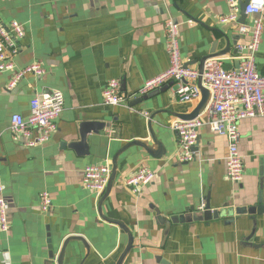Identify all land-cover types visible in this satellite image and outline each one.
Masks as SVG:
<instances>
[{
	"label": "crops",
	"instance_id": "crops-1",
	"mask_svg": "<svg viewBox=\"0 0 264 264\" xmlns=\"http://www.w3.org/2000/svg\"><path fill=\"white\" fill-rule=\"evenodd\" d=\"M228 11L227 0H0V21H17L24 31L16 67L38 61L45 69L12 90L6 89L11 72L0 73V185L9 222L0 233V264H56L71 236L82 241L65 244L62 264H115L128 233L132 248L122 264H264V116L238 124L244 168L236 184L225 175L226 139L205 126L198 130L196 158L175 160L176 136L167 125L199 101H178L170 85L132 99L130 106L148 112L149 121L102 104L108 80L117 79L129 94L168 67L169 18L179 23L188 66L199 69L205 57H219L225 69L237 67L235 47L247 37L233 24L218 23ZM255 65L264 75V25ZM51 89L64 98L55 133L30 147L14 141L10 116L27 117L33 96ZM105 158L115 176L108 194L95 199L82 186V173ZM140 165L155 177L133 196L123 179ZM42 191L52 201L45 214L38 209ZM206 205L220 215L172 221Z\"/></svg>",
	"mask_w": 264,
	"mask_h": 264
},
{
	"label": "built area",
	"instance_id": "built-area-1",
	"mask_svg": "<svg viewBox=\"0 0 264 264\" xmlns=\"http://www.w3.org/2000/svg\"><path fill=\"white\" fill-rule=\"evenodd\" d=\"M228 13L218 17L219 24H233L237 32L247 37L246 42L236 44L237 67L225 69L219 57L207 58L203 62L202 73L197 68L185 66L179 48V23L169 18L164 22L165 50L168 67L158 75L144 81L133 93L120 91L117 79L108 80L102 89V104L106 106L126 107L149 121L150 114L136 111L130 101L145 96L170 84L174 97L183 103L200 100L197 85L201 77V86L209 92V100L203 111L190 120L172 119L168 128L175 134L177 151L175 160L180 164L196 158L198 130L207 127L209 131L226 139L227 155L225 175L232 183H240L243 175V160L239 153L238 124L244 119L264 116V75L255 65V57L261 40L264 25V0H249L243 12L245 20L253 17L252 22H240V4L237 0H227ZM193 24V20H188ZM24 38L22 25L17 21L4 24L0 21V73L11 72L7 90L15 88L26 75L40 77L45 69L38 61L17 68L14 57L20 51V42ZM64 98L61 91L51 89L35 94L30 101V113L27 117L14 113L10 116L8 129L12 139L27 147L43 144L57 130V119L63 109ZM108 158L99 163L84 167L82 186L92 192L95 199L100 198L107 186L111 172ZM155 177V172L144 165L137 166L123 179L125 189L133 196L140 195L143 187ZM52 201L47 191L38 195V209L48 213ZM202 209L201 211H203ZM8 205L0 185V233L8 232Z\"/></svg>",
	"mask_w": 264,
	"mask_h": 264
},
{
	"label": "water",
	"instance_id": "water-1",
	"mask_svg": "<svg viewBox=\"0 0 264 264\" xmlns=\"http://www.w3.org/2000/svg\"><path fill=\"white\" fill-rule=\"evenodd\" d=\"M248 1L249 0H245V1H243L240 4V9H241V11H240V22L241 23L245 22V15H244L243 10H244L245 6L248 4ZM211 53H214V52H211ZM208 58H211V57H208ZM206 59H207V57H205L204 59H202L200 61V67L198 69L200 74L202 73L203 62ZM188 65H189L188 63H185V66H188ZM197 85H198V87L200 89V94H201L200 100H199L197 106L193 109V111H191L189 114L181 115V118H183V120H190V119H193V118L197 117L203 111V109L206 107V105L208 103L209 92L205 88H203L201 86V77L200 76L198 77ZM162 88L166 89L167 86H164ZM162 88L159 89V90H162ZM159 90L153 91V92H151V93H149L147 95H150L152 93L158 92ZM145 96H142V97H145ZM137 100H139V98L138 99L136 98L134 102H136ZM134 144L143 145V143H139L137 141H133L132 143H130V145H134ZM114 176H115V166H113V168L111 169V172H110V175H109V179H108V183H107L106 189H105V191L103 193V196H106V194H108V192L110 191ZM241 210L242 209H236L235 212L239 213ZM221 214H223V211H221ZM219 215H220V213L217 210H213L212 211V210H210L209 206L206 205V207L204 208L203 211H198V212H194V213H187L184 216L175 217L174 219H172V221L173 222H179V221L180 222L181 221L189 222V221H192V220H200V219L209 220V219H212V218H217ZM118 225L122 227V225L120 223H118ZM73 239L82 241V239L80 237H74V236L68 237L64 241L62 249L60 250L59 254L56 257V264H62V258H63V254H64V246H65V244L68 241L73 240ZM132 242H133L132 235H131V233H128V242H127L124 250L120 254V256H119V258H118V260H117V262L115 264H122L123 263L126 255L128 254V252L132 248ZM49 249H50L49 257L52 258L53 257V253H52V250H51V245H49Z\"/></svg>",
	"mask_w": 264,
	"mask_h": 264
}]
</instances>
